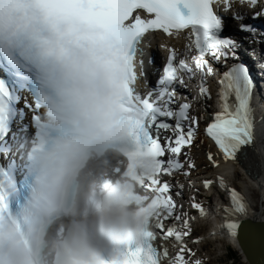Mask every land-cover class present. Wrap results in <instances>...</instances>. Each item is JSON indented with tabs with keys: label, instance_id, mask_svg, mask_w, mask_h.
I'll return each mask as SVG.
<instances>
[{
	"label": "snow or ice",
	"instance_id": "6c2138e0",
	"mask_svg": "<svg viewBox=\"0 0 264 264\" xmlns=\"http://www.w3.org/2000/svg\"><path fill=\"white\" fill-rule=\"evenodd\" d=\"M220 0H0V71L7 77L0 78V245L5 239L3 231L5 216L9 214L10 202L24 196V172L18 159L20 149L29 133L39 135L37 121L41 105L32 97L39 77L33 79L34 70L42 63L41 50L54 44L67 61L66 84L77 90V84L86 79V65H81L78 56L89 53L96 44H102L114 54L123 77L121 84L122 105L128 113L130 135L137 150L130 158H147V172L137 177L141 191L133 193L145 218L142 239L134 244L124 243L119 254L110 260L100 259L96 264H200L199 260L186 258L194 255L186 247L185 238L190 235V222L176 210L169 178L182 174L187 177L194 163L187 151L199 132L203 114L190 115L194 103L204 106L210 99L205 77L217 75L209 62L221 65L219 78L214 81L218 88L219 110L210 113V120L203 127V136L209 138L225 160L244 155L246 146L254 139V125L250 95L252 80L248 68L239 60V45L234 39L222 38L223 21L214 5ZM224 11L234 3L249 8L259 7L255 16L264 19L262 0H222ZM12 6H22V11L12 16L7 14ZM146 13L147 16L142 15ZM239 30L247 33L250 45L247 55L254 56L258 49L253 43H264V31L257 33L244 14L237 13ZM189 29L186 37L190 43L183 53L167 48L168 55L158 76L154 90L141 92L139 78L144 76L143 61H137L144 36L157 30L173 35ZM164 47V45H161ZM231 62V63H230ZM264 66V65H262ZM139 69V71H137ZM198 76V95L183 101L178 100V89L186 88L185 80ZM27 91L31 100L24 99V108L18 110L20 92ZM26 110L31 112L30 122L23 124ZM19 118L17 129L11 125ZM173 121L174 123H170ZM11 132L10 140L6 139ZM185 156V161L180 156ZM207 160L217 167L215 157L209 153ZM135 176V164L129 167ZM203 188L214 184L226 189L230 204L221 211L225 223L221 225L232 237L239 235L253 251L264 254V227H256L243 218L248 214L245 198L234 189H228L223 176L215 181L205 179ZM177 189L182 188L179 181ZM182 195L180 191L175 193ZM199 216L206 214L201 205L192 203ZM182 220V223H180ZM159 239L160 243L156 244ZM169 245L173 249L169 251ZM2 264V256H0Z\"/></svg>",
	"mask_w": 264,
	"mask_h": 264
},
{
	"label": "clouds",
	"instance_id": "9594fccd",
	"mask_svg": "<svg viewBox=\"0 0 264 264\" xmlns=\"http://www.w3.org/2000/svg\"><path fill=\"white\" fill-rule=\"evenodd\" d=\"M21 11L22 6H12L7 14ZM41 56L32 97L41 105L45 130L55 135L35 147L32 200H22L14 225L5 224L2 264H96L106 249L142 239L145 218L133 193L141 191L136 178L146 174L149 161L134 160L135 176L128 170L129 155L137 148L114 54L98 43L78 56L87 72L77 84L78 103L71 114L60 110L70 91L66 59L54 44Z\"/></svg>",
	"mask_w": 264,
	"mask_h": 264
},
{
	"label": "bare ground",
	"instance_id": "6f19581e",
	"mask_svg": "<svg viewBox=\"0 0 264 264\" xmlns=\"http://www.w3.org/2000/svg\"><path fill=\"white\" fill-rule=\"evenodd\" d=\"M188 34H189V32H184L182 34H179L178 37H176L175 39L164 38L160 34H153L148 39V45L149 46L154 45V48L151 52L155 55L156 59L160 58L161 56L166 55L167 48H169V47L176 49V51L178 53H183L185 50V46L188 43H190V41L186 38L188 36ZM161 45H164V47H161ZM249 47L246 50H244L243 52H241L240 55L244 54L242 59L250 62L251 70L254 72V77L256 78L257 85L259 84V85L264 87V82H262V78L264 77V66H262V65H264V59L259 55L258 52L254 56L247 55ZM251 48L256 49L255 47H252V46H251ZM208 79H209V77H208ZM263 81H264V78H263ZM260 90L262 91V89H260ZM258 93L260 94V96L262 95L260 91H258ZM193 96H195L194 93H193ZM214 96L217 97L218 95L217 96L214 95ZM262 106H264V102H263ZM219 107H220V105H219ZM260 107H261V104H260ZM192 109H193V113L191 115L200 116L201 114H203L204 120L199 125L201 130H202L203 126L206 124V122H208L210 120V118H208L207 120H205V119L210 114V109L212 110L213 106H212V104H208V106L206 105V106H204V108L198 109L196 106L193 105ZM251 109H252L254 130L256 131L258 136H257V140H256V138L253 139V144H254L253 150L252 149H250V150H252V154L254 153L257 157H255V156L253 157V155L252 156L249 155V152H248L249 149H247L246 158H245V152H244L243 156H240L238 154L236 159H233L230 161L225 160L223 158V156H220L221 162L219 161V162H217V164L223 168V172L221 173V176H223L224 179L227 177L226 178L227 188L228 189H234L237 192L239 191L238 192L239 194H241L242 196L244 195V198L247 199V201H249V208H251L254 218L256 220L261 221L262 219H264V201H263L264 197H263V199H261V195L258 192L256 186H252V184L248 183V182L244 186V184L241 183L238 179L239 167H240V174H241L242 171L244 170L245 166H246V163H248L250 161L249 165L247 166L249 168L252 159L253 160L255 159V161H257L258 164L256 163L257 166H255L256 164L253 166V167H255L253 169V173L257 174V176H258L257 182L260 186L263 187V190H264V182L262 181V178H264V160L262 158L260 161L258 160V158H260V156H262V154H264L263 153L264 146L262 147L260 144L261 143L260 139H262L263 143H264L263 136L260 135V132L262 130V125L260 123L262 120H259V117H258L259 108H258L257 103H254V106H251ZM259 135H260V137H259ZM214 148H215V145L213 144V142L211 140L210 141L206 140L200 134L199 136L195 137L193 144L190 146V148H188V152L189 153L195 152V154H197V152L198 153L200 151L205 152V150L208 149V154L211 153L213 156H215V154H217V152L214 150ZM206 158H207V156H206ZM206 158H202V159L207 160ZM263 158H264V155H263ZM209 163L211 164V162H209ZM225 173H227V174L225 175ZM178 178L183 179L181 174H177L176 176H174L173 179L177 180ZM186 180L188 182V179H186ZM183 182H185V180H180L179 181L180 185H182ZM192 188H194L196 190L200 189L202 192H204L205 195H207L208 191L210 190V189H207V190L203 189V183H202L201 178L198 180H195ZM176 190H178L177 187L174 188V191H176ZM223 190L226 193L227 190L226 189H223ZM220 199L224 200L223 198H220ZM261 200H262V202H260ZM220 203H221V201H220ZM218 208H219V215H223V212L221 211L222 207H218ZM217 213H218V211H217ZM206 216H207V213L203 216V218H201L199 216V217H196L193 221L190 220L191 219L190 217H188V219H189L190 224H195V223L201 222L200 224H203V225L206 224L207 225L208 223H210V220ZM250 218H252V216H250ZM243 219H245V218H243ZM218 222H220V224H217L215 229L218 232L226 233V229L221 227V225H223L225 223V220H223V223L221 220H217L216 223H218ZM202 236H205V235H202ZM214 237L216 239V243H218L219 245H221V244L223 245V243H226V245L237 243L236 237H232V236L227 235V234H225L223 238H221V235L214 236ZM186 246H188V241L186 243ZM192 246H194V245H192ZM236 247H235L236 248L235 250L241 254L240 249L238 247V244Z\"/></svg>",
	"mask_w": 264,
	"mask_h": 264
},
{
	"label": "rangeland",
	"instance_id": "374dc122",
	"mask_svg": "<svg viewBox=\"0 0 264 264\" xmlns=\"http://www.w3.org/2000/svg\"><path fill=\"white\" fill-rule=\"evenodd\" d=\"M208 104H210V102H208L204 106H206V105L208 106ZM198 109H201V108H198ZM192 113H193V109L190 110V115ZM199 130H200V128H199ZM202 158H204L202 151H200L197 154L195 160H194V158H189L195 165L194 169H192L193 171L191 170V172H192V173H190L191 177L192 176L198 177L200 174V171L202 170V167L207 166L206 161H203ZM183 160H185V157H183ZM178 191H180L182 193V195L179 196L178 201H179V204L181 206V211L183 212V214L193 213V210L191 209V204H192L191 202L194 201L193 198H195L196 196H199L200 194H204V192H202L200 189L199 190L193 189L192 186H189V182H187L186 184L183 183L182 188L179 189ZM191 199L193 201H191ZM208 229H209L208 225L196 223L192 226V228L190 230V232L192 233L191 236H196L197 234H204L208 231ZM204 242L199 243V244L194 245V246H192V245L186 246L187 248H190L192 250V253L194 254L191 256H188L186 254V258L191 259V260H199L200 264H247L244 261L243 256L239 252L238 253H236L234 251L231 252V253L235 254V256H234L235 259H233V257L228 255L227 252H225V250L223 248V245H226V243H223V245L222 244L219 245L218 243H216V241L213 242V241L205 240ZM232 245H233L234 249L237 248L236 247L237 243H234ZM229 252H230V249H229Z\"/></svg>",
	"mask_w": 264,
	"mask_h": 264
},
{
	"label": "water",
	"instance_id": "95a60500",
	"mask_svg": "<svg viewBox=\"0 0 264 264\" xmlns=\"http://www.w3.org/2000/svg\"><path fill=\"white\" fill-rule=\"evenodd\" d=\"M251 145L249 146V148ZM249 224L256 227L257 231H259L262 227H264V223L258 222L253 220L252 218L248 217L245 218ZM237 244L240 249L241 255L244 258V261L247 264H264V254L259 251H253L250 247H248L245 243H242L239 235L236 236Z\"/></svg>",
	"mask_w": 264,
	"mask_h": 264
},
{
	"label": "trees",
	"instance_id": "16d2710c",
	"mask_svg": "<svg viewBox=\"0 0 264 264\" xmlns=\"http://www.w3.org/2000/svg\"><path fill=\"white\" fill-rule=\"evenodd\" d=\"M228 255H230L231 257H233V259H235V254L234 253H231V252H228Z\"/></svg>",
	"mask_w": 264,
	"mask_h": 264
},
{
	"label": "built area",
	"instance_id": "2783aa9c",
	"mask_svg": "<svg viewBox=\"0 0 264 264\" xmlns=\"http://www.w3.org/2000/svg\"><path fill=\"white\" fill-rule=\"evenodd\" d=\"M261 160V159H260ZM264 201V200H263ZM260 202H262V200L260 201Z\"/></svg>",
	"mask_w": 264,
	"mask_h": 264
}]
</instances>
